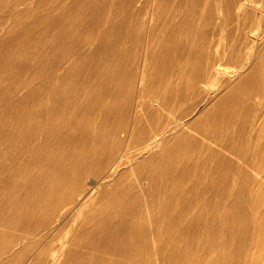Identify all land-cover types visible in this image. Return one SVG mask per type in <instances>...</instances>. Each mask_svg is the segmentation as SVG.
Returning a JSON list of instances; mask_svg holds the SVG:
<instances>
[{
  "label": "rangeland",
  "instance_id": "obj_1",
  "mask_svg": "<svg viewBox=\"0 0 264 264\" xmlns=\"http://www.w3.org/2000/svg\"><path fill=\"white\" fill-rule=\"evenodd\" d=\"M263 15L0 0V264H264Z\"/></svg>",
  "mask_w": 264,
  "mask_h": 264
},
{
  "label": "bare ground",
  "instance_id": "obj_2",
  "mask_svg": "<svg viewBox=\"0 0 264 264\" xmlns=\"http://www.w3.org/2000/svg\"><path fill=\"white\" fill-rule=\"evenodd\" d=\"M263 1V0H262ZM21 2V1H20ZM203 2V1H202ZM67 3V2H66ZM216 3V2H215ZM260 3H261V1H260ZM95 4V3H94ZM228 4V3H227ZM255 4V3H254ZM259 4V3H258ZM204 6H205V4H204ZM248 8V7H247ZM249 8H251L250 6H249ZM257 8V7H256ZM27 10V9H26ZM34 10V9H33ZM255 10V9H254ZM258 10H260V9H258ZM220 10H218V12H219ZM28 12V11H27ZM62 13V12H61ZM254 13V12H253ZM25 14V13H24ZM30 14V13H29ZM203 14V13H202ZM257 14V13H256ZM229 15V14H228ZM32 16V15H31ZM231 16V15H230ZM247 16V15H246ZM254 16V15H253ZM263 17H264V15H263ZM258 18V17H257ZM256 18V19H257ZM264 19V18H263ZM200 20V19H199ZM221 21H219V23H220ZM238 22V21H237ZM259 22V21H258ZM258 24H260V23H258ZM246 25V24H245ZM245 27V26H244ZM246 28V27H245ZM171 29V28H170ZM258 32V31H257ZM262 35V34H261ZM56 37V36H55ZM262 37V36H261ZM171 40H173V38L171 39ZM163 41L165 42V40L163 39L162 40V44H163ZM167 41V40H166ZM248 41V40H247ZM180 42V41H179ZM254 43V42H253ZM161 44V43H160ZM169 44V43H168ZM242 44V43H241ZM170 45V44H169ZM255 45V44H254ZM161 46V45H160ZM164 46H166V45H164ZM163 48V47H162ZM182 56V55H181ZM154 57V56H153ZM161 58V57H160ZM165 58V57H164ZM168 58V57H167ZM178 58V57H177ZM181 59V58H180ZM190 59V58H189ZM167 60V59H166ZM170 60L171 59H169V63H170ZM188 61V60H187ZM190 61V60H189ZM244 62V61H243ZM245 63V62H244ZM190 64V63H189ZM193 64V63H192ZM191 64V65H192ZM238 64V63H237ZM242 65V64H241ZM257 65V64H256ZM198 66H200V65H198ZM215 65L213 64V67H214ZM248 66H250V65H248ZM247 66V67H248ZM258 66V65H257ZM261 66H262V64H261ZM211 67H212V65H211ZM215 67H217V66H215ZM246 67V68H247ZM251 67V66H250ZM194 68H196V67H194ZM205 68V67H204ZM218 68V67H217ZM245 68V69H246ZM249 68V67H248ZM247 68V69H248ZM256 68V67H255ZM258 68H259V66H258ZM262 68H263V66H262ZM189 69V68H188ZM197 69V68H196ZM214 69V68H213ZM212 69V70H213ZM216 69V68H215ZM253 69V68H252ZM161 71H162V69H160ZM219 70V69H218ZM236 70V69H235ZM234 69L232 70V71H235ZM243 70V69H242ZM248 70H250V69H248ZM248 70H244V72H247ZM253 70H255V69H253ZM252 70V71H253ZM214 71V70H213ZM231 71V70H230ZM229 71V72H230ZM240 71V70H239ZM258 71H260V69L258 70ZM257 70H256V72H257V75H258V72ZM199 73H200V71H198ZM203 72V71H202ZM216 72H217V69H216ZM219 72H220V70H219ZM222 72V71H221ZM237 72V71H236ZM236 72H234L235 74H238V72L236 73ZM249 72H251V71H249ZM262 72V71H261ZM165 73H168V71L166 72L165 71ZM179 73V72H178ZM208 73V72H207ZM211 73V72H210ZM175 74V73H174ZM209 74V73H208ZM214 74H216V73H214ZM221 74H223V73H221ZM229 74V73H228ZM233 74V73H232ZM232 74H230V75H232ZM241 74H243V72L241 73ZM251 74V73H250ZM253 74H254V72H253ZM253 74H251V75H253ZM167 75V74H166ZM202 74L200 73V76H201ZM207 75V74H206ZM210 75H212V74H210ZM216 75H219V74H216ZM227 75V74H226ZM229 75V76H230ZM239 75H240V73H239ZM247 75V74H246ZM246 75H244V76H246ZM249 75V74H248ZM212 76H215V75H212ZM234 76V75H233ZM238 76V75H237ZM236 76V77H237ZM241 77H243L242 75H240ZM256 76V73H255V75H254V77ZM235 77V76H234ZM248 77V76H247ZM257 77V76H256ZM255 77V78H256ZM260 76H258V78H259ZM208 78H210V77H208ZM240 78V77H239ZM250 78V77H249ZM253 78V77H252ZM251 78V79H252ZM255 78H253V81L254 80H256ZM262 79V78H261ZM261 79H257L258 81L259 80H261ZM256 80V81H257ZM231 81V80H230ZM229 81V82H230ZM245 81V80H244ZM248 81V80H247ZM252 81V82H253ZM227 82V81H226ZM225 82V84H227ZM233 82V81H232ZM251 82V81H250ZM262 82V81H261ZM242 83V82H241ZM255 83V82H254ZM224 84V85H225ZM233 84V83H232ZM252 84V83H251ZM244 85H245V83H244ZM243 85V86H244ZM258 85H259V83H258ZM239 86V85H238ZM249 86V85H248ZM254 86V85H253ZM260 86V85H259ZM209 87V86H208ZM208 87H206V88H208ZM228 87V86H227ZM229 87H231V86H229ZM232 88V87H231ZM244 88H245V86H244ZM202 90H205V89H202ZM215 91V90H214ZM251 91V90H250ZM257 91V90H256ZM205 92V91H204ZM242 92V91H241ZM246 93V92H245ZM255 93V92H254ZM253 93V94H254ZM258 93V92H257ZM205 94V93H204ZM249 94H250V96H251V93H248V96H247V100L249 101V98H250V96H249ZM259 94V93H258ZM257 94V95H258ZM246 95V94H245ZM255 95V94H254ZM205 96H206V94H205ZM204 96V97H205ZM209 97H210V95H209ZM233 97V96H232ZM242 97V96H241ZM253 97V96H252ZM208 100V99H207ZM224 99L222 98V101H223ZM243 100V99H242ZM245 100V99H244ZM252 100V99H251ZM255 100V99H254ZM260 100V99H259ZM259 100H258V102H259ZM203 101V100H202ZM204 101H206V100H204ZM227 101H228V97H227ZM246 101V100H245ZM257 101V100H256ZM255 101V102H256ZM207 102V101H206ZM229 102V101H228ZM251 102V101H250ZM249 102V103H250ZM223 103L224 102H222V105H223ZM247 103V102H246ZM228 104V103H227ZM261 104V103H260ZM253 105V104H252ZM256 105H259V104H256ZM256 105H255V107H256ZM254 107V108H255ZM240 108V107H239ZM256 109V108H255ZM210 111V110H209ZM204 114V113H203ZM216 114V113H215ZM214 114V115H215ZM211 115V114H210ZM210 115H209V117H210ZM213 115V116H214ZM205 116V115H204ZM206 117V116H205ZM216 117V116H215ZM215 117H214V119H215ZM195 118H196V116H195ZM203 118V117H202ZM190 119H192L193 120V118H190ZM201 119V118H200ZM202 120V119H201ZM206 123V122H205ZM212 123H213V121H212ZM191 124V123H190ZM196 126H198V122H196ZM205 125V124H204ZM230 126V125H229ZM210 127V126H209ZM226 127V126H225ZM194 128H195V126H194ZM198 128H199V126H198ZM197 128V129H198ZM202 128H203V125H202ZM231 128V127H230ZM210 129V128H209ZM180 130V129H179ZM179 130H178V132H179ZM201 131H202V129H201ZM216 131V130H215ZM181 134H182V136H191V135H193V136H195V131L193 130V128L192 127H189V126H187V127H184L181 131ZM197 134V133H196ZM198 136V135H197ZM197 136H195L196 138H198ZM219 138V137H218ZM199 139V138H198ZM201 139L202 140H205V137H201ZM164 141V140H163ZM162 141V142H163ZM210 141H211V139H210ZM194 142H196V141H194ZM231 142V141H230ZM210 144V143H209ZM208 144V145H209ZM212 145V144H211ZM229 145V144H228ZM158 147H161L160 146V144H159V142H152L151 144H149V145H147V146H145V147H143V148H141V151L137 154V155H135V156H133V157H131V156H129V155H125V157H124V155L123 156H118V158H116V160H115V163L118 161V164L116 165V167H114V169L105 177V179H104V183H110V182H112L114 179H116V176H117V171H118V168H119V165L121 164V162L123 161V158H125L126 159V161L125 162H127V163H129V164H131V165H133L134 163H136V162H139V160H141L142 158H144L146 155H148L150 152H152L154 149H156V148H158ZM166 147V146H165ZM196 148V147H195ZM199 148V147H198ZM175 149V148H174ZM203 149V148H202ZM247 149V148H246ZM209 150H210V148H209ZM208 150V151H209ZM219 151V150H218ZM221 152V151H220ZM224 153V152H223ZM122 155V154H121ZM227 155V154H226ZM233 159V158H232ZM160 161V160H159ZM115 163H113V166L115 165ZM113 166H111V167H113ZM160 166V165H159ZM189 166V165H188ZM187 167V166H186ZM134 168V167H133ZM183 168V167H182ZM188 168V167H187ZM111 168H109V170H110ZM108 170V171H109ZM187 170V169H186ZM234 174V173H233ZM144 183V182H143ZM94 187H96V185L94 186ZM99 189V187H96L95 188V191H97ZM83 194L84 195H82L83 196V199L84 198H86L87 197V199H86V202H88L89 200H91L92 198H93V196H94V191L93 190H91V189H87V190H85L84 192H83ZM80 196V195H79ZM69 206V205H68ZM156 206H158V205H156ZM223 207V206H222ZM250 209V208H249ZM158 210V209H157ZM252 210V209H251ZM151 212V211H150ZM226 212V211H225ZM149 213V212H148ZM141 216V215H140ZM186 220V219H185ZM187 221H189L188 219H187ZM186 221V222H187ZM154 222V221H153ZM174 223V222H173ZM176 223V222H175ZM179 233V232H178ZM178 233H176V234H178ZM162 239V238H161ZM154 240V239H153ZM159 248V247H158ZM157 248V249H158ZM6 249V248H5Z\"/></svg>",
  "mask_w": 264,
  "mask_h": 264
}]
</instances>
